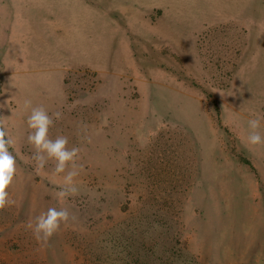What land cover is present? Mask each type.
<instances>
[{"label":"rangeland","instance_id":"374dc122","mask_svg":"<svg viewBox=\"0 0 264 264\" xmlns=\"http://www.w3.org/2000/svg\"><path fill=\"white\" fill-rule=\"evenodd\" d=\"M79 148L37 169L31 107ZM264 0H0L13 205L0 264H264ZM90 138V142L89 139ZM75 216L48 244L27 227Z\"/></svg>","mask_w":264,"mask_h":264},{"label":"clouds","instance_id":"9594fccd","mask_svg":"<svg viewBox=\"0 0 264 264\" xmlns=\"http://www.w3.org/2000/svg\"><path fill=\"white\" fill-rule=\"evenodd\" d=\"M25 105L31 107V101L26 100ZM53 116L59 120L62 114L55 112L50 116L43 106L31 107L27 124L32 131L27 139L29 144L34 147L33 159L36 161L37 169H42L49 160H52L57 174L66 173L64 184L55 195V198L62 202L66 198L78 194L74 178L79 174L76 163L79 148L75 146L69 148V141L65 136L50 138L49 130L54 125ZM248 125L250 129L248 143L264 145V135H261L259 131L260 119H251L248 121ZM88 139L90 142V138ZM12 145L13 139L9 136L6 125L0 120V211H4L15 203L9 194L17 170L16 158L9 150ZM73 219L75 216L67 208L63 206L49 207L46 212L36 217L34 225L29 223L27 227L33 231L38 243L48 244L51 238L60 232L61 226L67 225Z\"/></svg>","mask_w":264,"mask_h":264}]
</instances>
